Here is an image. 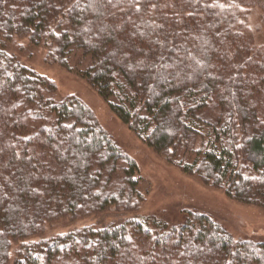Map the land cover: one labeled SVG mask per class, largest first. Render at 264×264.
Wrapping results in <instances>:
<instances>
[{
  "label": "trees",
  "instance_id": "16d2710c",
  "mask_svg": "<svg viewBox=\"0 0 264 264\" xmlns=\"http://www.w3.org/2000/svg\"><path fill=\"white\" fill-rule=\"evenodd\" d=\"M256 32L264 0H0V264H264V242L198 209L171 225L148 214L45 235L64 215L126 209L142 179L87 105L56 99L21 58L25 41L42 48L167 163L264 207ZM121 160L130 193L105 194Z\"/></svg>",
  "mask_w": 264,
  "mask_h": 264
},
{
  "label": "rangeland",
  "instance_id": "374dc122",
  "mask_svg": "<svg viewBox=\"0 0 264 264\" xmlns=\"http://www.w3.org/2000/svg\"><path fill=\"white\" fill-rule=\"evenodd\" d=\"M251 25L254 30L260 26V15L257 10L251 15ZM256 35L260 36L257 32ZM261 38L264 39V33L259 39ZM24 46L22 60L55 83L54 97L62 99L71 94L79 97L99 125L113 135L123 153L136 161L142 179L138 186L141 197L130 194L131 201L123 205L126 209L119 210L117 205H110L106 210L88 215L82 212L77 215H64L45 227V235L82 225L92 223L104 225L126 217L148 214L155 215L171 225L182 220L183 210L198 209L211 215L235 238L264 242V207L229 198L222 190L206 186L193 175L167 163L120 121L85 79L62 67L56 60L46 58L42 48L30 46L26 41ZM125 163L126 160L118 161L114 177L104 190L105 194L117 195L122 190L123 196L127 197L130 193L129 187L124 183L123 187L119 178H116L122 175Z\"/></svg>",
  "mask_w": 264,
  "mask_h": 264
}]
</instances>
